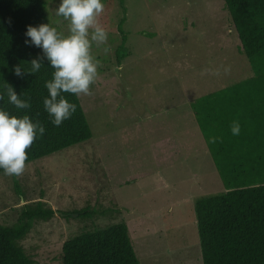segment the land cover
Masks as SVG:
<instances>
[{"label": "rangeland", "instance_id": "obj_1", "mask_svg": "<svg viewBox=\"0 0 264 264\" xmlns=\"http://www.w3.org/2000/svg\"><path fill=\"white\" fill-rule=\"evenodd\" d=\"M46 1L51 24L67 35L55 15L62 0ZM101 2L111 51L93 44L98 79L79 97L93 138L26 164L19 177L1 174L0 223L16 224L30 201L56 211L21 242L35 264H60L65 241L120 222L141 264H203L195 203L226 189L191 104L251 78L253 65L224 0H125L130 55L120 70L124 13L119 0ZM221 65L230 73L213 75ZM88 207L106 214L80 219Z\"/></svg>", "mask_w": 264, "mask_h": 264}, {"label": "trees", "instance_id": "obj_2", "mask_svg": "<svg viewBox=\"0 0 264 264\" xmlns=\"http://www.w3.org/2000/svg\"><path fill=\"white\" fill-rule=\"evenodd\" d=\"M224 1L242 52L253 65L254 76L235 82L216 94L200 97L191 104L226 189L222 194L196 201V224L203 264H264V152L251 148L238 152L235 143L239 142L219 140V133H223L220 131L231 128L234 121L247 126L245 119L238 117V120L234 118L236 115L245 113L248 116L259 104L264 106V0ZM119 2L124 17L118 27L122 39L116 49V60L121 65L130 50L123 30L127 8L125 0ZM42 23L53 26L46 0H0V93L7 83L22 100L31 104L29 109H17L5 95L0 101V110L17 117L27 114L45 128L43 136L37 134L27 150L26 164L93 138L80 99L74 94L62 93L76 105L75 113L60 126L52 123L53 118L43 104L49 96L45 84L53 78L54 72L46 59L34 74L26 73L23 78L14 74V65H21L27 71L32 59L43 56L41 48L25 44L26 39L30 41L25 35L27 27ZM255 97H258L257 103ZM223 111L228 116H221ZM211 137L218 138L216 143L210 142ZM254 143L255 140L248 142L249 145ZM227 144L231 146L227 148ZM1 174H4L3 169H0ZM55 214L47 202L30 201L22 206L16 224L0 223V264H35L21 242L37 222H48ZM77 214L80 219L95 220L96 215L103 216L106 212L88 207ZM64 216L72 217L70 214ZM61 251L60 264H141L125 222L83 231L65 241Z\"/></svg>", "mask_w": 264, "mask_h": 264}, {"label": "clouds", "instance_id": "obj_3", "mask_svg": "<svg viewBox=\"0 0 264 264\" xmlns=\"http://www.w3.org/2000/svg\"><path fill=\"white\" fill-rule=\"evenodd\" d=\"M101 0H62L55 15L68 22V34L59 32L49 23L27 27L25 44H31L42 49L43 56L32 59L29 70L21 65H14L13 71L17 77L38 72L46 59L54 69L53 78L46 82L49 96L43 101L46 112L52 117V123L60 126L63 121L71 118L76 111V105L70 103L62 93L74 94L77 97L91 96L90 90L98 79V68L101 62L92 54V46L98 48L105 45L107 55L111 48L107 45L108 32L100 22L104 12ZM123 65L120 66V70ZM230 73V66L221 65L212 74ZM5 95L8 102L17 109H29L31 104L22 100L13 87L5 84V90L0 93V101ZM233 135H239L240 125L234 121L231 125ZM44 126L25 114L22 117L10 115L6 110H0V169L6 176H21L26 170L27 150L37 138L43 136ZM217 137H211L210 142L216 143Z\"/></svg>", "mask_w": 264, "mask_h": 264}, {"label": "crops", "instance_id": "obj_4", "mask_svg": "<svg viewBox=\"0 0 264 264\" xmlns=\"http://www.w3.org/2000/svg\"><path fill=\"white\" fill-rule=\"evenodd\" d=\"M253 76H254V72H253ZM230 86H232V85L229 84L225 87L218 88L215 91H213L209 94H205L203 96L216 94V93H218V92H220V91H222V90H224ZM203 96H201V97H203ZM198 98H200V97H198ZM257 99H258V97H255V102ZM249 112L250 113L248 116L244 113L242 115L238 114V115H236V117H234L236 119H238V117H240L239 119H245L244 123H246V125H247V126H240L239 135H233L231 128L226 127L225 129L220 131L223 133H219L220 134L219 140H222V141L227 140L230 142H233V140H234V142H239L237 144L235 143L236 151H238V152H246L247 149H249V148L254 149L258 152H260V150L262 152H264V106L259 104L258 107L253 108V111L250 110ZM221 116H223V117L228 116L227 112L223 111V114ZM193 118H194V122L196 124L197 120H196L194 112H193ZM197 130H198V128H197ZM199 131H201L200 127H199ZM253 140H255V143L252 145H249L248 142H250V141L253 142ZM259 142H263V143H259ZM230 146H231L230 144H227L226 147L229 148ZM241 150H243V151H241Z\"/></svg>", "mask_w": 264, "mask_h": 264}]
</instances>
